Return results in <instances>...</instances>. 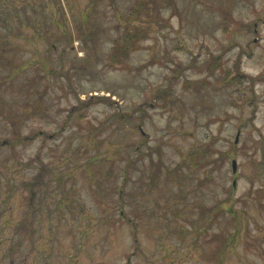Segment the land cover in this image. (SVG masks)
<instances>
[{
    "label": "rangeland",
    "instance_id": "374dc122",
    "mask_svg": "<svg viewBox=\"0 0 264 264\" xmlns=\"http://www.w3.org/2000/svg\"><path fill=\"white\" fill-rule=\"evenodd\" d=\"M1 242L16 264H264V0H0Z\"/></svg>",
    "mask_w": 264,
    "mask_h": 264
},
{
    "label": "trees",
    "instance_id": "16d2710c",
    "mask_svg": "<svg viewBox=\"0 0 264 264\" xmlns=\"http://www.w3.org/2000/svg\"><path fill=\"white\" fill-rule=\"evenodd\" d=\"M150 4H148L146 7V10L144 9L143 13L142 12V9L141 8H134V10H136L137 12H140V14H144L147 18L148 16L151 17L152 16V12H149L150 10ZM152 6H154L152 4ZM155 12V11H154ZM140 14H138V17L140 16ZM132 15H136V13H133ZM132 15H130L129 17H131ZM142 36V35H141ZM128 38H124L125 39V42L127 41L129 45H118L116 48V51L114 52H111L109 54V57H108V61H111V64L114 65V64H120L121 63V60H125L127 59L128 55L127 53H129L131 50H133L134 48H136L137 44L135 42H133V38H132V35H127ZM122 56V57H121ZM235 80V78L233 79ZM94 102L95 104L97 103H100V102H105V103H110L109 102V99L108 98H105V97H97V96H91L89 99H87L85 102L81 103V105H85V104H89L91 105V103ZM80 108V107H79ZM40 113V110L37 108V107H33L32 110H31V115H37ZM195 159V158H194ZM198 162V161H197Z\"/></svg>",
    "mask_w": 264,
    "mask_h": 264
},
{
    "label": "flooded vegetation",
    "instance_id": "af4514ba",
    "mask_svg": "<svg viewBox=\"0 0 264 264\" xmlns=\"http://www.w3.org/2000/svg\"><path fill=\"white\" fill-rule=\"evenodd\" d=\"M2 245H3V242L0 243V248ZM204 259L210 260V257H206ZM5 260H8L7 264H16L17 263V261H16L17 259L14 257H0V264H5ZM207 260L203 261V264H211V262H209ZM249 263L252 264V262H249ZM180 264H182V262ZM188 264H191V263H188ZM193 264H195V263H193Z\"/></svg>",
    "mask_w": 264,
    "mask_h": 264
},
{
    "label": "water",
    "instance_id": "95a60500",
    "mask_svg": "<svg viewBox=\"0 0 264 264\" xmlns=\"http://www.w3.org/2000/svg\"><path fill=\"white\" fill-rule=\"evenodd\" d=\"M236 141H237V139H236ZM235 164H236V163L233 161V162H232L233 170H235Z\"/></svg>",
    "mask_w": 264,
    "mask_h": 264
}]
</instances>
